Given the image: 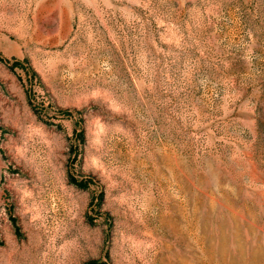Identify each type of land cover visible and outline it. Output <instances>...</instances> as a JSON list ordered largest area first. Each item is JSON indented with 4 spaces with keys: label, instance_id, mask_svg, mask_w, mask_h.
Masks as SVG:
<instances>
[{
    "label": "rangeland",
    "instance_id": "374dc122",
    "mask_svg": "<svg viewBox=\"0 0 264 264\" xmlns=\"http://www.w3.org/2000/svg\"><path fill=\"white\" fill-rule=\"evenodd\" d=\"M0 264H264V0H0Z\"/></svg>",
    "mask_w": 264,
    "mask_h": 264
},
{
    "label": "trees",
    "instance_id": "16d2710c",
    "mask_svg": "<svg viewBox=\"0 0 264 264\" xmlns=\"http://www.w3.org/2000/svg\"><path fill=\"white\" fill-rule=\"evenodd\" d=\"M80 137L82 140L84 139V130L83 129H81Z\"/></svg>",
    "mask_w": 264,
    "mask_h": 264
}]
</instances>
